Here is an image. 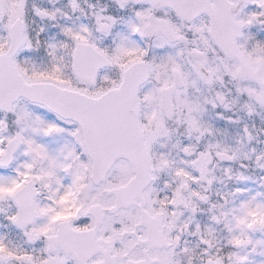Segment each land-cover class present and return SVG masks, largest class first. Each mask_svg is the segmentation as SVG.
Returning a JSON list of instances; mask_svg holds the SVG:
<instances>
[{"label": "snow or ice", "instance_id": "snow-or-ice-1", "mask_svg": "<svg viewBox=\"0 0 264 264\" xmlns=\"http://www.w3.org/2000/svg\"><path fill=\"white\" fill-rule=\"evenodd\" d=\"M0 264H264V0H0Z\"/></svg>", "mask_w": 264, "mask_h": 264}]
</instances>
